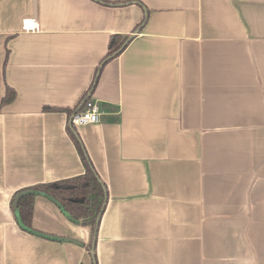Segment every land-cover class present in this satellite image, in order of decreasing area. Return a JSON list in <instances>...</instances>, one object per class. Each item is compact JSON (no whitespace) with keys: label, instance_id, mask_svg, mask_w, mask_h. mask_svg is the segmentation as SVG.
Returning a JSON list of instances; mask_svg holds the SVG:
<instances>
[{"label":"crops","instance_id":"obj_1","mask_svg":"<svg viewBox=\"0 0 264 264\" xmlns=\"http://www.w3.org/2000/svg\"><path fill=\"white\" fill-rule=\"evenodd\" d=\"M75 139L107 194L93 248L49 198L31 229L15 208L85 172ZM0 264H264V0H0Z\"/></svg>","mask_w":264,"mask_h":264},{"label":"trees","instance_id":"obj_2","mask_svg":"<svg viewBox=\"0 0 264 264\" xmlns=\"http://www.w3.org/2000/svg\"><path fill=\"white\" fill-rule=\"evenodd\" d=\"M129 41L130 40H128L127 36H122L119 34H113L109 37L107 52L100 62L98 73L106 62L121 53ZM98 73L95 75L90 89L94 87L98 79ZM14 97L15 91L9 86H6L5 94L1 99V105L10 103ZM89 99L90 95H87L83 98L79 106L71 110H63L68 111L70 115L71 113L82 109L85 101ZM44 110L59 111L62 109L55 107H44ZM75 141L77 142L81 159L85 166V172L67 179L38 183L19 190L15 208L22 227L24 229H31L35 197L37 195H43L49 198L61 208L63 213H65L70 220L77 222L82 226L90 227L91 237L87 246L93 248L99 220L105 207L107 194L104 184L94 171L93 166L83 147L76 139ZM99 214L100 216L97 219Z\"/></svg>","mask_w":264,"mask_h":264},{"label":"built area","instance_id":"obj_3","mask_svg":"<svg viewBox=\"0 0 264 264\" xmlns=\"http://www.w3.org/2000/svg\"><path fill=\"white\" fill-rule=\"evenodd\" d=\"M39 30L37 21L34 18L24 17L21 19V31L35 32ZM101 115V107L98 102L89 99L85 101L82 109L70 114L69 124L73 127H80L98 123Z\"/></svg>","mask_w":264,"mask_h":264},{"label":"water","instance_id":"obj_4","mask_svg":"<svg viewBox=\"0 0 264 264\" xmlns=\"http://www.w3.org/2000/svg\"><path fill=\"white\" fill-rule=\"evenodd\" d=\"M138 32V28L133 32V34L131 36H129L128 40H130L132 38V36ZM100 214L98 215L97 219L99 218ZM50 238H54V239H62L60 237H56V236H48Z\"/></svg>","mask_w":264,"mask_h":264}]
</instances>
